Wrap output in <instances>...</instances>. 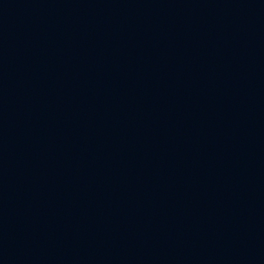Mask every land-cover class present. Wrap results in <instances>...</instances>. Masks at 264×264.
Returning <instances> with one entry per match:
<instances>
[{
    "label": "water",
    "instance_id": "water-1",
    "mask_svg": "<svg viewBox=\"0 0 264 264\" xmlns=\"http://www.w3.org/2000/svg\"><path fill=\"white\" fill-rule=\"evenodd\" d=\"M0 264H264V0H0Z\"/></svg>",
    "mask_w": 264,
    "mask_h": 264
}]
</instances>
